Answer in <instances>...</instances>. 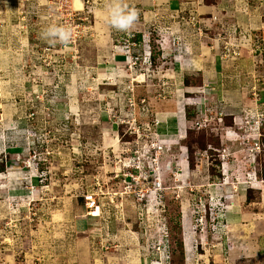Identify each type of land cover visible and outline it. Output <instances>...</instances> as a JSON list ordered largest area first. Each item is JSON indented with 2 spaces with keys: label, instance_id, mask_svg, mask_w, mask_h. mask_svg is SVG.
Returning <instances> with one entry per match:
<instances>
[{
  "label": "rangeland",
  "instance_id": "374dc122",
  "mask_svg": "<svg viewBox=\"0 0 264 264\" xmlns=\"http://www.w3.org/2000/svg\"><path fill=\"white\" fill-rule=\"evenodd\" d=\"M211 2L226 3L223 12L231 26L213 27L206 22V28L212 30H208L207 38L220 35L222 54L229 64L217 78L179 75L186 86L203 87L206 81L213 84L208 93L194 88L182 91L186 103L191 98L182 113L181 131L187 127V134L180 133L184 136L181 145L189 148L190 167L183 173L176 172L178 167L174 166L176 174L168 182L173 193L161 205L165 211L153 212L151 205L127 200L122 208L104 206L101 216L93 221L79 196L82 175L75 166L82 169L84 164L93 165L90 148H83L114 134L115 119L107 115L119 112L120 101L131 93L127 86H111L106 81L97 90V82L111 75L104 72L84 75L88 81L83 84L85 89L71 91V68L83 59L64 58L60 61L64 81L58 94L69 99V103L73 99L94 100V106L91 102H74L76 114L85 121L79 126L80 138L70 137V129L62 132L64 136L59 139L47 136L39 121L47 112L45 100L55 91L54 61L48 57V69L39 57L24 56L22 50L15 59L9 58L10 37L0 40V264H264V122L259 127L264 115V0H206L207 4ZM232 5L233 10L227 11L226 7ZM30 13L22 26L26 25L24 20L37 17L31 10ZM7 18L1 12L0 19ZM174 52L172 55L178 58V51ZM44 71L51 73L47 77ZM177 78L176 75L175 83ZM161 82L154 91L135 94L146 98L149 117L156 116V108L162 102L178 99V86L169 88ZM111 100L118 105L108 106ZM197 100L204 103V113L202 105L195 104ZM101 104L108 106L106 119L100 123L88 120L98 113ZM50 108L53 111L54 107ZM70 108L67 103L57 106L53 114L68 115ZM12 109L17 117L36 111L33 122L39 125L38 139L28 131L7 139L3 130L6 114ZM143 110L137 108L139 116L144 115ZM14 122L20 125L19 118ZM197 122L202 127H197ZM10 142L23 144L24 152L9 155L6 148ZM32 142L44 146L35 150L38 158L47 162L46 175L41 177L26 169L33 154V149H29ZM76 154L78 157L73 159ZM179 156L180 148L176 147L174 163ZM62 159L64 169L57 164ZM92 224L95 225L91 227ZM163 227L169 231L167 240L163 238Z\"/></svg>",
  "mask_w": 264,
  "mask_h": 264
},
{
  "label": "built area",
  "instance_id": "2783aa9c",
  "mask_svg": "<svg viewBox=\"0 0 264 264\" xmlns=\"http://www.w3.org/2000/svg\"><path fill=\"white\" fill-rule=\"evenodd\" d=\"M50 10L54 12L56 27L55 29H65L68 32L66 39L62 38L58 33L56 38L58 41L47 47H43L39 51V59L41 63L46 64L47 68H51V63H46L48 57L54 61L53 64V83L54 94L51 98L44 102L45 117L53 118V125L58 123V127L62 132L71 130L72 124L83 126V119L80 115L75 114L72 109H68V115L53 114L57 111V106L68 104L69 99L61 97L57 89L61 88L64 75L63 65L64 58H77L81 53V48L84 43L93 41L97 37L95 27V9L97 5L105 4L109 6V20L111 23L113 45L112 49L116 55L126 56L128 58L124 65H116V72L107 78L101 79V83L97 82L96 89L100 90V86L106 85V81L111 86H120L121 72L127 71L131 76V83L126 88L129 90V95H126L125 100L120 101L118 106L119 112L116 115H107V118L115 119L113 129V138L118 139L119 147L111 144L108 138H103L101 143L84 147L83 150H88L89 155L93 158V165L84 164V167L75 166L81 177L82 192L79 195L83 201L89 215L96 213L97 209L101 211L104 206L122 208L124 201L132 200L145 205H151L153 212L165 211L161 209L162 203L166 198L171 197L173 193L168 182L176 172L182 171L185 173L190 167L189 163V148L182 146L181 141L187 134L186 129L181 131V128L174 129L168 132L160 130V120L157 116L149 117L151 110L148 108L146 98L135 97V88L131 85L132 80H136L140 68L144 67V72H149L154 69L153 51L145 46L142 39L139 38V32L128 26L125 29L118 28L113 22V12L122 10L128 12L127 0H43ZM76 1H81L82 8L76 7ZM157 16V15H156ZM217 20L216 17H213ZM184 23L197 24L196 15H184L181 19ZM153 32L157 34H168L173 38L172 44L174 51H178L179 55H183L187 50L184 39L178 32L171 28L161 30L157 25L153 27ZM226 45V44H225ZM227 48V47H225ZM226 50V49H225ZM165 58L164 56H162ZM51 62V61H50ZM175 66L180 65V59L174 62ZM124 68V69H123ZM45 72V71H44ZM51 72H45L48 77ZM133 78V79H132ZM134 83V82H133ZM99 98L101 102V93ZM42 100V99H41ZM191 103V98H187ZM104 98H102V102ZM195 104L201 106V113H204V103L197 100ZM98 113L92 114L88 120L93 119L100 123L101 119H106V106H102ZM53 106V111L51 110ZM137 108L144 109V115L139 116ZM51 111V112H50ZM36 111H32L29 115L33 119ZM89 114V115H90ZM104 119V120H105ZM110 121L112 120L109 118ZM73 120V122H71ZM259 127L264 122V115L259 119ZM50 124V122H48ZM197 127H202V124L197 122ZM164 133H162V132ZM70 132V131H69ZM177 132V133H176ZM184 132L181 137L180 133ZM47 134H51L48 130ZM74 135V134H73ZM82 133L76 135L80 138ZM177 135V136H176ZM179 136V137H178ZM178 137V138H177ZM106 141V142H105ZM180 148L181 156L177 158L176 163L173 161L174 150ZM32 148L29 145V149ZM46 154L50 155L49 149L45 148ZM78 154L73 158H77ZM72 159V160H73ZM97 162L96 160H99ZM84 161L82 162L83 165ZM28 169L35 173L38 177L46 175L44 167H47L46 159H39L38 153L33 149V154L27 163ZM80 169V170H79ZM42 174V175H41ZM173 178V177H172ZM171 178V179H172ZM165 215V214H164ZM165 235L163 238H168V228L163 227ZM109 249V246L107 247Z\"/></svg>",
  "mask_w": 264,
  "mask_h": 264
},
{
  "label": "crops",
  "instance_id": "0c3cea01",
  "mask_svg": "<svg viewBox=\"0 0 264 264\" xmlns=\"http://www.w3.org/2000/svg\"><path fill=\"white\" fill-rule=\"evenodd\" d=\"M216 2L207 4L206 0H127L128 8H130V11L134 10L136 15V19L130 24V28L138 31L139 38L143 40L145 46L152 49L155 65V68L149 72L143 73L145 70L144 67L140 68L138 76L139 78L143 76V80L145 81L143 82L141 80L142 82L139 84L132 82L131 85L135 88V94L139 96L144 90L146 92L154 91L159 80H162L161 83H166L169 88L170 86H173V88H175V86L177 88L178 86L179 89L178 99L167 101L166 103L162 102L158 105V108H156L155 114L160 120L159 128L164 132L178 129L183 126L182 122L184 118L182 113L186 105V100L185 96L183 98L182 91L188 88H194L195 91H197V89L198 91L205 90V93H208V89H210L211 84H213L210 81H206L203 87L194 85L186 86L183 84V81L179 80V75L186 73V76L197 74L203 75L204 77L209 76V78H217L218 74H221L224 68L228 66L227 64H229L222 54V40L220 35H214L216 37L214 39L213 36L207 38L209 29L206 28V22H208L207 26L210 25L213 27L217 25L223 26L224 28L231 26L230 20L228 21L229 18H227L225 16L226 13L223 12L226 3L218 5ZM226 8L228 9L227 11L233 10V5ZM30 10L33 15H37V17H35L36 19L34 17H29L27 21L24 20L26 25L22 26L25 16L27 18V14H31ZM108 10V5L101 4L96 6L95 27L97 37L93 41H90V43L87 42L83 44L80 53L81 56H78V58H82L83 61H77V67L71 68L72 71L70 73L73 77V79L69 80L72 86L71 91H75V89L83 90V84L85 85L88 83V81L84 79V75H101L104 72L106 75L109 73L114 74L116 72V65H124L125 61L128 60L126 56L116 55L113 52V39ZM27 11H29V13H27ZM1 12L4 13V18L8 17L6 20L9 21L7 24L3 22L6 21L5 19H0L1 42L10 37L9 43L11 50L8 52L9 58L13 57L15 59V54L18 55L19 52H21L20 50H22L25 52L24 56L28 54L32 59H36L39 56V51L43 47H47L58 41L56 34L52 31L56 27L55 18L53 16L54 12L49 9L43 0H0V16ZM192 14L196 15L198 23L203 29H199V25L195 26L196 24L184 26L187 23L181 20L182 17L184 15L191 16ZM213 17H216L217 20H214ZM155 25L163 31L171 28L183 37L187 50L183 55L178 56L180 59L179 66H175L174 63L178 58L174 57L173 38L168 34L160 35L156 32L154 33L153 27ZM6 30H9L10 36L7 34ZM3 36L6 37L3 38ZM207 39L210 41H206ZM20 42H22V45H20ZM209 44L212 46H209ZM173 53L174 56L172 55ZM121 73L122 80L119 82L120 86L123 84L125 87L129 86L131 83V76L127 71H122ZM176 75L178 76L177 83L174 82ZM124 77L126 79H124ZM164 78L167 79V81H165ZM75 100H70V105L72 106V111L76 114L78 110L74 103ZM76 101L78 102L77 104L80 105H89V102H91L92 106H94V100L84 101L77 99ZM110 104L111 106L118 105V102L111 100L108 106ZM7 110L9 109L7 108ZM110 111H113V109H110ZM28 115L29 111H27V113H21L20 116L17 117L13 109L11 113L8 112L6 114V124H4L5 127L3 131L8 134L6 136L8 140L11 139V136H13L14 139L15 136L23 135L25 131H28V133L31 132L36 139L39 137L37 135V128L39 125L43 126L46 131H51V134L46 133L47 136L52 135L55 138L64 136L62 130L57 125L58 123L53 125L54 119L52 117L49 118L42 115L38 125L33 122L34 118L31 119ZM16 118H19L20 125H16L14 122ZM48 122H50V124ZM71 122H73V120ZM1 129L2 128H0V131ZM80 133H82V129L78 125L72 124L69 136L74 137ZM108 136L113 140L110 143L114 144L117 138L111 137L110 134ZM32 143L31 147L34 150L38 149L40 151L44 147L37 145L39 142ZM10 144L11 145L6 148V152L9 155L22 154L25 150L23 144L14 145L11 142ZM73 151H75V148H73L72 152ZM57 164L60 169H64L63 159L60 163L57 162ZM26 169H28L27 166ZM36 182H38V180H36ZM17 188L18 187H16V189ZM16 189L14 190L16 191ZM17 192L21 193V191ZM96 213L100 214V209H97ZM98 217L99 216H91V219L96 221ZM93 225L95 224H92L91 227H93Z\"/></svg>",
  "mask_w": 264,
  "mask_h": 264
},
{
  "label": "clouds",
  "instance_id": "9594fccd",
  "mask_svg": "<svg viewBox=\"0 0 264 264\" xmlns=\"http://www.w3.org/2000/svg\"><path fill=\"white\" fill-rule=\"evenodd\" d=\"M136 19L135 11L131 10L124 12L122 10H115L113 12V22L118 28L125 29ZM54 33H58L62 38L66 39L68 32L65 29H53Z\"/></svg>",
  "mask_w": 264,
  "mask_h": 264
},
{
  "label": "bare ground",
  "instance_id": "6f19581e",
  "mask_svg": "<svg viewBox=\"0 0 264 264\" xmlns=\"http://www.w3.org/2000/svg\"><path fill=\"white\" fill-rule=\"evenodd\" d=\"M75 5H76V7H78V8H82V3H81V1H76V3H75ZM139 78V76H137V78H136V80H138L139 81V83H141L142 81L144 82L145 80H139L138 79ZM133 79V78H132ZM133 82H135V80H132ZM115 146L117 147V149H118V147H119V144H118V139H116V141H115ZM91 216H99V214L98 213H95V214H93V215H91Z\"/></svg>",
  "mask_w": 264,
  "mask_h": 264
}]
</instances>
